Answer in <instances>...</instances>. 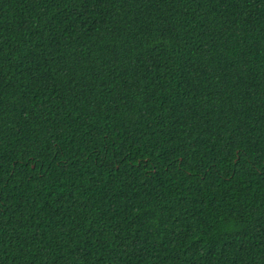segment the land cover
<instances>
[{
    "label": "trees",
    "instance_id": "1",
    "mask_svg": "<svg viewBox=\"0 0 264 264\" xmlns=\"http://www.w3.org/2000/svg\"><path fill=\"white\" fill-rule=\"evenodd\" d=\"M0 264H264V0H0Z\"/></svg>",
    "mask_w": 264,
    "mask_h": 264
}]
</instances>
